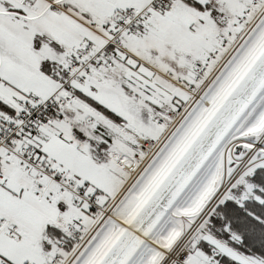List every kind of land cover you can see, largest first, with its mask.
<instances>
[{"label":"snow or ice","instance_id":"obj_1","mask_svg":"<svg viewBox=\"0 0 264 264\" xmlns=\"http://www.w3.org/2000/svg\"><path fill=\"white\" fill-rule=\"evenodd\" d=\"M0 264H264V0H0Z\"/></svg>","mask_w":264,"mask_h":264}]
</instances>
